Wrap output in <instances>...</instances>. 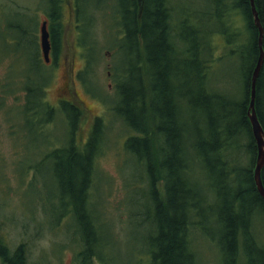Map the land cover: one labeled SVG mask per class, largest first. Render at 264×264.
Segmentation results:
<instances>
[{"label":"trees","instance_id":"1","mask_svg":"<svg viewBox=\"0 0 264 264\" xmlns=\"http://www.w3.org/2000/svg\"><path fill=\"white\" fill-rule=\"evenodd\" d=\"M107 1L91 6L88 0H75V27L88 38L81 53L87 70L102 56L97 23H104L113 40L121 41L116 44L117 58L122 52L130 55L121 67L117 59L115 111L131 132L127 152L147 169L142 178L147 192H141L153 196L150 264H203L195 248L200 237L219 247L223 264H264L258 234L264 197L254 179L258 145L249 115L252 76L260 55L251 0H204L206 4L197 8L177 0H113L115 5ZM256 5L264 25V0H256ZM62 32L60 21L57 46ZM225 44L240 74L229 87L216 76L212 55ZM36 65L38 73L47 71L39 57ZM49 75L46 82H38L34 74H21L14 83L19 87L7 93H24L23 104L16 105L21 121L32 125L49 143L45 147L52 148L41 154L40 165L52 164L56 171L53 213H61L60 219L77 217L84 244L77 251L79 264H108L94 246L100 229L98 200L92 193L105 141L104 122L98 118L88 139L79 143L83 113L70 99L58 107L48 100L47 87L54 78ZM256 110L264 128V65ZM58 117L70 122L67 144L50 141L49 126H56ZM212 220L213 230L208 225ZM0 260L31 264L28 246L12 248L0 231Z\"/></svg>","mask_w":264,"mask_h":264},{"label":"rangeland","instance_id":"2","mask_svg":"<svg viewBox=\"0 0 264 264\" xmlns=\"http://www.w3.org/2000/svg\"><path fill=\"white\" fill-rule=\"evenodd\" d=\"M88 1L91 6L99 4V0ZM108 1L115 5V1ZM177 1L193 8L206 4L204 0ZM46 2L48 0H0V104L5 108L3 112L0 110V231L12 248L21 243L28 246L31 264H79L77 251L84 244L81 242V234L77 233V217L68 215L60 219L58 216L61 213H53L52 198L53 195L55 198L59 184L56 171L52 164L40 165L41 154L52 148L45 147L49 143L31 129L32 125L21 121L16 105L23 104L24 93H7L10 88L6 86L10 78L12 82H18L21 73L10 74L9 78L8 64L3 58L5 49L1 27L8 15L11 18L12 12H16L19 6L35 11ZM6 9L10 10L6 12ZM97 29L102 56L87 70L86 57L81 53L85 54L83 42L88 38L82 28L72 25V19L68 21L64 47L70 58V69L68 73L58 71L47 87V96L58 107L62 97L76 103L74 93L77 91L90 107L89 111V107L86 109L85 105L76 103L83 113L77 132L79 143L88 139L98 118L104 122L105 141L96 164V184L92 192L94 201L98 200L99 222L96 220L100 226L99 239L94 246H99L108 264H150L148 247L151 246L149 240L155 228L153 196L141 192H147V185L142 181L147 169L127 152L125 144L131 132L115 111L117 59L121 67L127 58L130 59V55L122 52L117 58L116 44L121 41L113 40L112 32L104 23H97ZM213 38L218 39L216 36ZM229 53L225 44L219 50L215 48L212 54L216 76L226 82L228 87L240 79L236 62L233 61V66L227 56ZM73 57L74 69L71 68ZM221 57L223 59L219 60ZM34 77L38 82H46L50 75L46 71L34 74ZM64 89L66 92H63ZM17 96L20 101L16 100ZM58 120L56 126H49L52 131L50 141L53 144H67L70 122L65 119L60 121V117ZM12 127L17 135L13 134ZM208 225L211 230L215 227L213 220ZM258 234L264 246L263 221L262 225L258 224ZM195 248L200 250L203 264H223L219 247L210 240L205 241L200 237L199 246ZM95 264L103 263L95 261Z\"/></svg>","mask_w":264,"mask_h":264},{"label":"flooded vegetation","instance_id":"3","mask_svg":"<svg viewBox=\"0 0 264 264\" xmlns=\"http://www.w3.org/2000/svg\"><path fill=\"white\" fill-rule=\"evenodd\" d=\"M8 10L10 9L5 11L8 12ZM12 13L13 16L9 18V14L1 27L5 49L3 58H5L4 62L8 64L7 72L9 78L10 74L15 72L37 74L39 69L36 65V60L38 57L50 74L55 76L58 71L68 73L70 58L65 51L64 37L68 21L72 19V25L74 26L75 24V0H48L43 7H39L35 11L19 6L18 10ZM60 21L63 26L62 44L57 46L56 43L58 40L61 41V39L57 40L55 30L58 32ZM45 23L50 41L49 60L45 55L42 40V31ZM71 68H75V57L71 60ZM14 83L10 78L6 86L10 89L19 87L17 83ZM63 92H66V89ZM74 95H76L77 100L73 99L81 106L85 105V108L88 109L89 106L77 91ZM66 99L68 100V98L62 97L59 99L58 104L60 105L61 101H67ZM88 110L90 111V107ZM98 229H100L99 224Z\"/></svg>","mask_w":264,"mask_h":264},{"label":"water","instance_id":"4","mask_svg":"<svg viewBox=\"0 0 264 264\" xmlns=\"http://www.w3.org/2000/svg\"><path fill=\"white\" fill-rule=\"evenodd\" d=\"M251 7H252L254 24L257 27L258 32H259L258 42H259V48H260V55H259L257 65H256V68L252 76L249 115H250V120H251V124L253 128L254 136L256 138L257 145H258V158H257L255 170H254V179H255L257 190L259 191L260 195L264 197V179H263L264 128L262 126V123L259 119V116L256 110L257 83H258V78L260 76V72L264 65V25L262 23L260 13L256 5V0H251ZM42 32H43L42 40H43L44 52H45L47 59L49 60L50 41H49V32L47 30L46 23L43 26Z\"/></svg>","mask_w":264,"mask_h":264},{"label":"bare ground","instance_id":"5","mask_svg":"<svg viewBox=\"0 0 264 264\" xmlns=\"http://www.w3.org/2000/svg\"><path fill=\"white\" fill-rule=\"evenodd\" d=\"M259 43V42H258Z\"/></svg>","mask_w":264,"mask_h":264}]
</instances>
